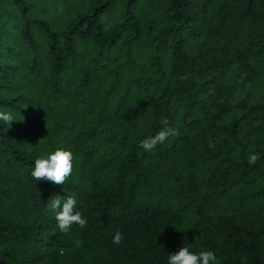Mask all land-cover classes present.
Listing matches in <instances>:
<instances>
[{
  "label": "trees",
  "instance_id": "16d2710c",
  "mask_svg": "<svg viewBox=\"0 0 264 264\" xmlns=\"http://www.w3.org/2000/svg\"><path fill=\"white\" fill-rule=\"evenodd\" d=\"M0 111V264H167L182 246L264 264V0H0ZM56 148L71 177L37 182ZM54 195L87 225L61 233Z\"/></svg>",
  "mask_w": 264,
  "mask_h": 264
},
{
  "label": "clouds",
  "instance_id": "9594fccd",
  "mask_svg": "<svg viewBox=\"0 0 264 264\" xmlns=\"http://www.w3.org/2000/svg\"><path fill=\"white\" fill-rule=\"evenodd\" d=\"M13 121L16 120L12 113L0 111V122L7 123L10 127ZM173 134L172 128L162 127L155 135L141 140L139 147L146 153L151 152L158 145H163ZM74 159L73 152L64 148L47 151L35 159L30 171L31 177L37 182H50L53 186L64 185L73 173ZM255 159V156H251L250 162H254ZM77 203L73 196L62 198L59 195H54L45 204L46 210L54 214L57 227L61 233H68L73 225H78L80 228L87 225V220L77 210ZM122 239L123 235L117 232L113 236L112 243L118 246ZM167 264H219V262L214 250L195 252L190 250L188 246H182L177 252L168 253Z\"/></svg>",
  "mask_w": 264,
  "mask_h": 264
}]
</instances>
